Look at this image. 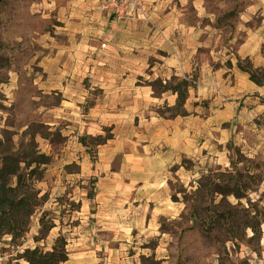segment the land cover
<instances>
[{
	"label": "rangeland",
	"instance_id": "rangeland-1",
	"mask_svg": "<svg viewBox=\"0 0 264 264\" xmlns=\"http://www.w3.org/2000/svg\"><path fill=\"white\" fill-rule=\"evenodd\" d=\"M115 6L113 0H0V163L9 156L22 162L45 156L47 163L42 179L32 181L44 204L23 240L0 238V264H26L20 255L27 248L50 251L60 236L70 253L65 264H264V149L256 157L235 150L222 165L183 160L182 174L173 167L174 209L153 227L136 225L127 208L139 203L121 179L103 195L99 179L84 176L97 161L95 138L108 134L89 118L102 92L95 84L100 70L115 71L100 62L110 43L104 34L117 28L119 43L151 47V67L179 50L187 65L179 78L195 88L203 64L264 69V0ZM255 36L259 43L246 57L242 50ZM148 70L138 85L154 81ZM71 99L72 105L64 102ZM258 125L264 131L263 119ZM44 212L56 227L36 242Z\"/></svg>",
	"mask_w": 264,
	"mask_h": 264
},
{
	"label": "crops",
	"instance_id": "crops-1",
	"mask_svg": "<svg viewBox=\"0 0 264 264\" xmlns=\"http://www.w3.org/2000/svg\"><path fill=\"white\" fill-rule=\"evenodd\" d=\"M118 31L104 34L110 43L101 50L100 62L115 71L100 70L95 84L102 92L89 111L91 125L97 130L111 128L114 138L98 146L95 167L87 165L84 176L99 179L103 195L109 193L112 180L121 179L131 190L133 204L139 203L127 208L128 213L134 214L136 225L153 227L160 216L174 209L168 185L173 167L179 166L182 174L183 160L222 165L230 162L235 150L256 157L264 149V131L258 125L264 120V86L253 83L233 61L230 67L224 62L218 68L203 64L183 108L187 115L162 117V110L176 105L177 95H156L144 83L138 85L139 78L147 67L154 81L185 76L182 55L175 50L151 67L152 48L135 50L119 43ZM258 41L255 36L248 42L243 55L250 56Z\"/></svg>",
	"mask_w": 264,
	"mask_h": 264
},
{
	"label": "trees",
	"instance_id": "trees-1",
	"mask_svg": "<svg viewBox=\"0 0 264 264\" xmlns=\"http://www.w3.org/2000/svg\"><path fill=\"white\" fill-rule=\"evenodd\" d=\"M237 67L247 73L253 83L264 86V69L251 70L249 66H242L240 62ZM147 86L158 94L171 92L177 95L176 105L173 108L162 110L159 113L162 117L172 119L187 115L183 108L187 102L190 89L194 87L188 78L172 77L170 81L166 82L158 79L148 83ZM107 131L106 136L100 135L95 138L97 146L104 145L114 138L111 134L112 129ZM22 164L25 165L24 169L21 167ZM34 164L37 167L33 168ZM45 164H47L45 156H38L29 162H22L13 156L3 158L0 163V238L9 236L11 241L16 243L23 240L29 233L32 217L37 209L44 204V199H39L41 192L35 190L32 181L34 178L37 181L42 179L43 171L40 170V167ZM11 181H15V183L12 184ZM222 195L226 196L227 193H222ZM172 200L177 202L173 197ZM47 217L48 213L44 212L40 219L41 237H36L34 239L36 242L45 240L56 227L53 222L47 221ZM250 229L255 231L254 227L250 226ZM69 258L68 242L63 236L56 239L50 251H44L39 247L27 248L20 255V259L24 260L26 264H65Z\"/></svg>",
	"mask_w": 264,
	"mask_h": 264
},
{
	"label": "built area",
	"instance_id": "built-area-1",
	"mask_svg": "<svg viewBox=\"0 0 264 264\" xmlns=\"http://www.w3.org/2000/svg\"><path fill=\"white\" fill-rule=\"evenodd\" d=\"M122 1H125L126 2L127 0H117V1L116 0H113V2L116 4L115 7H117L118 6V3L119 2H122ZM121 7H123V5Z\"/></svg>",
	"mask_w": 264,
	"mask_h": 264
}]
</instances>
